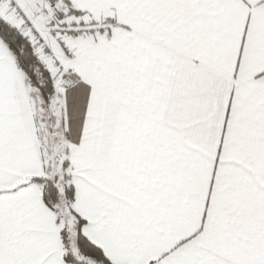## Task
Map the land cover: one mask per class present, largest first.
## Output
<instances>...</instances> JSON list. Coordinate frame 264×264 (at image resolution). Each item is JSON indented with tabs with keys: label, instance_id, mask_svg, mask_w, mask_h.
Returning <instances> with one entry per match:
<instances>
[{
	"label": "snow or ice",
	"instance_id": "obj_1",
	"mask_svg": "<svg viewBox=\"0 0 264 264\" xmlns=\"http://www.w3.org/2000/svg\"><path fill=\"white\" fill-rule=\"evenodd\" d=\"M0 264H264V0H0Z\"/></svg>",
	"mask_w": 264,
	"mask_h": 264
}]
</instances>
